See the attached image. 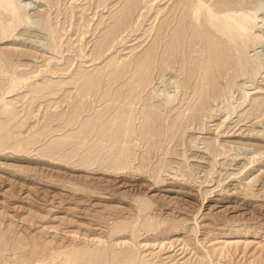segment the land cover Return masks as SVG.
<instances>
[{"label":"rangeland","instance_id":"obj_1","mask_svg":"<svg viewBox=\"0 0 264 264\" xmlns=\"http://www.w3.org/2000/svg\"><path fill=\"white\" fill-rule=\"evenodd\" d=\"M182 1L196 2L133 0L124 28L125 0L22 1L33 10L10 38L0 39V52H21L11 64L23 69L13 72L10 64L0 73V264H264V8L257 24L248 19L251 31L235 36L243 61L233 50L234 67L212 76L217 95L199 96L180 63L162 75L165 67L156 57L149 83L136 88L137 104L124 99L145 52L156 42L157 54L163 51L161 23ZM252 1L234 5L252 9ZM0 15L9 24L10 13ZM30 18L36 25L24 32ZM187 18L189 28L196 19ZM18 35L26 41L14 42ZM121 66L127 70L114 80ZM92 75L101 77L100 84L85 93L79 85ZM12 84L17 89L7 94ZM107 89L123 101L113 102ZM155 93L179 98L172 109L158 107L159 132L148 138V149L141 130L154 110L150 104L159 106ZM123 102L133 106L134 118L129 142L117 144L128 151L114 167L108 155L113 141H103L97 130ZM201 104L186 126L174 130ZM242 182L250 185L244 189ZM248 187L252 195L244 194Z\"/></svg>","mask_w":264,"mask_h":264},{"label":"bare ground","instance_id":"obj_2","mask_svg":"<svg viewBox=\"0 0 264 264\" xmlns=\"http://www.w3.org/2000/svg\"><path fill=\"white\" fill-rule=\"evenodd\" d=\"M23 0H0V10H3L5 12H9L12 16V19H10L9 24L6 23L1 15H0V39H3L7 37L10 38L11 32L20 25V20L23 19V17L26 14H29L32 8V4L22 2ZM156 1V0H155ZM196 2L192 4L187 1L180 2L177 7L175 8L173 12V16L170 19H164L161 23V29L163 30L164 36L166 37L165 44L163 51L158 55L157 54V46L158 43L156 42V47H151L148 52H145L144 59L142 62H139L137 64V68L135 69V72L133 73V79L134 83L129 88L128 93L126 94L125 98L126 100H129L135 104V102L138 98V94L136 93V88L140 84H143V87L147 85V82L149 83L150 76H151V70H153V65L156 57L159 58L161 65L165 67V70L169 69V66H172L176 63H180V72L183 74L184 79L188 80V83L191 82L193 85H195L198 94L206 95L208 93H212L214 96L217 95V91L212 88L213 85L211 83L212 76H223L225 71L231 67H234L233 61H232V54L234 53L233 50L236 52L237 56L241 58L242 55V47H240V42L236 40L235 37L240 32H249L252 30L253 25L248 22L249 20L254 21V24H257V19L260 15L258 11L264 8V4H259L257 1L253 0L252 2L256 4V7L250 9L248 7H244L242 5L235 6L234 4L241 3L243 0H227L232 5H228L226 8H214L210 5H208L207 0H195ZM262 1V0H261ZM34 2V1H33ZM133 0H125V7L124 12H121V19L120 23L128 14H131L133 12L132 9L129 8L130 4H132ZM152 2V1H151ZM263 3V2H262ZM153 4V3H152ZM129 5V6H128ZM203 9V10H202ZM190 12V13H189ZM2 14V13H1ZM5 14V13H4ZM192 20L196 19L195 23H192L189 25V28H187V25L189 23V20L187 17H190ZM264 17V15H263ZM194 18V19H193ZM117 19V18H116ZM13 23H16V26ZM119 23V24H120ZM34 19L30 18L25 26L24 32H27L31 28L35 26ZM124 28V24H120L119 27ZM191 26V27H190ZM119 27L116 28V30L119 29ZM256 28V27H255ZM253 32V31H252ZM116 34V33H115ZM13 35V33H12ZM24 35V34H22ZM22 35H18L17 38L14 40V42H22L26 41L25 38L21 37ZM249 35V34H248ZM242 36V35H238ZM247 36V35H246ZM245 36V37H246ZM244 37V36H243ZM164 38V37H163ZM106 39V38H105ZM228 39V40H227ZM239 39V38H238ZM163 40V39H162ZM244 40V39H243ZM33 41V40H32ZM108 41V40H107ZM246 44V43H245ZM26 45V44H25ZM14 46V45H13ZM162 46V47H163ZM102 51V50H101ZM21 54L18 50H4L0 52V55L3 57L0 60L2 61L1 67H0V73L4 72V69H7L6 65H10L12 63V60L14 57H19ZM237 59V58H236ZM243 61V59L241 58ZM134 61V60H133ZM4 62V63H3ZM248 64V63H247ZM246 64V65H247ZM254 64V63H253ZM12 65V64H11ZM116 65V64H115ZM236 65V64H235ZM118 66V64H117ZM237 66V65H236ZM255 66V64H254ZM6 67V68H4ZM160 67V66H159ZM240 63L238 65V69H241ZM11 69L13 72H18L23 69H20L17 65H12ZM123 70H127L124 66L121 67H115L113 78L114 80H118L121 78ZM171 70H174L172 68ZM244 70V68H243ZM252 70V69H251ZM248 71V70H247ZM254 72V71H253ZM6 73V72H5ZM8 73V72H7ZM38 73V72H37ZM250 74V72H249ZM1 75V74H0ZM5 75V74H4ZM230 75V74H229ZM234 75V74H233ZM236 75V74H235ZM252 75V74H250ZM7 77V76H5ZM32 78V77H31ZM101 78V77H100ZM100 78L98 75H92L89 77L84 83L79 85V88L85 92L89 93L92 92L96 87L100 84ZM152 78V77H151ZM10 79V78H9ZM132 79V77H131ZM171 79V78H170ZM28 80H31L30 78H25L23 81L27 82ZM81 80V79H80ZM16 81V80H15ZM14 81V82H15ZM21 81V79H20ZM22 81V82H23ZM33 81V80H32ZM73 81V80H72ZM176 82V81H175ZM17 83V81H16ZM21 83V82H20ZM34 83V82H33ZM186 83L188 86L189 84ZM15 84V83H14ZM14 84L13 87H14ZM18 84V83H17ZM27 84V83H26ZM46 84V83H45ZM151 84V83H150ZM165 84V83H164ZM170 83H167V85ZM177 84V83H176ZM11 84H9L10 86ZM19 86V85H18ZM149 86V85H148ZM173 86V85H172ZM12 87V86H10ZM21 87V86H20ZM41 87V86H40ZM178 88V86H176ZM191 88V87H190ZM217 88V87H216ZM17 87H14L10 90H7L6 93H13ZM58 89V88H57ZM105 89V87H104ZM188 89V88H187ZM193 89V88H192ZM212 89V91H210ZM35 91V90H34ZM45 91V90H44ZM178 91V90H177ZM194 91V90H193ZM174 92V91H173ZM189 92V91H188ZM222 94V93H221ZM55 95V94H54ZM69 95V94H67ZM112 95L111 91L108 89L106 90V96ZM56 96V95H55ZM195 96V95H194ZM193 96V97H194ZM219 96V95H218ZM248 96V95H247ZM78 97V96H77ZM115 100L113 102L119 101V99H122V96L120 93L115 94L113 96ZM4 98V97H2ZM178 93L165 94V93H155L153 99L154 102L159 101V106L153 105L152 103L150 106L154 110H148L147 115L143 119L142 124V130H141V136L142 139H145L146 142L149 144L148 149L152 147V144L149 143V139L152 135H155L159 130L157 131V109L158 107L164 106L166 110L172 109L178 100ZM199 98V97H198ZM247 98V97H246ZM202 99V98H201ZM245 99V98H244ZM2 100V99H1ZM0 100V102H1ZM98 100V99H97ZM4 101V100H3ZM123 101V99H122ZM125 101V100H124ZM139 101V99H138ZM181 101V100H180ZM208 101V100H206ZM112 102V103H113ZM193 102V101H192ZM197 102V99H196ZM111 103V102H110ZM179 103V102H178ZM191 103V102H190ZM195 103V102H194ZM1 104V103H0ZM57 104V102H56ZM63 104V103H62ZM157 104V103H155ZM4 105V103H3ZM5 105L8 106L6 103ZM121 107L118 108V113L116 116L112 117L108 120V125H106L104 128H98L97 132L101 134L102 140L107 142L108 140L113 141L112 144H114V148H112L109 152V159H110V165L114 167H118L119 165H122V159L120 158V153L122 150H126V148L118 146V143H127L129 142L131 138V126H132V118H134V113L131 107H127L125 103H121ZM139 105V104H138ZM73 106V105H72ZM80 106V105H79ZM78 106V108H79ZM200 106L203 107V105H199L192 114L187 117L186 119H180L178 123L175 125L174 130L177 131V127L180 126L182 122L185 123L189 121V119L195 117V112L199 110ZM208 106V105H206ZM1 108V107H0ZM4 107L2 106V109ZM192 108V107H191ZM1 109V110H2ZM13 109V108H12ZM59 110V108H57ZM116 109V108H115ZM235 109V108H234ZM56 110V109H55ZM107 109L104 110L102 114H99L96 116V120H94L96 123L101 120L105 114L107 113ZM109 110V109H108ZM177 110V109H176ZM189 110V109H188ZM203 110V109H202ZM52 111V110H50ZM160 111V110H158ZM187 111V110H186ZM54 112V111H53ZM57 112V111H55ZM197 113V112H196ZM34 114V113H33ZM38 114V113H37ZM188 114V112H187ZM8 115V114H7ZM107 115V114H106ZM181 115V114H180ZM186 115V113L184 114ZM211 115V114H210ZM70 116V115H69ZM188 116V115H187ZM141 117V116H140ZM164 117V116H163ZM177 117V116H176ZM211 117V116H210ZM3 118V117H2ZM36 118V116H35ZM80 118V117H79ZM94 118V119H95ZM110 118V117H109ZM166 118V117H165ZM180 118V117H179ZM198 118V117H197ZM11 119V118H10ZM15 119V118H14ZM107 119V118H106ZM174 120V119H173ZM165 121V120H164ZM175 121V120H174ZM11 122V121H10ZM9 122V123H10ZM76 122V121H75ZM192 122V121H191ZM140 123V122H139ZM163 123V122H162ZM175 123V122H174ZM174 123H172L174 125ZM90 124V123H89ZM89 124H86L83 126L82 132H85L88 130ZM189 124V123H188ZM192 124V123H191ZM96 125V124H95ZM184 126V125H183ZM14 127V126H13ZM19 127V126H18ZM165 127V126H164ZM137 128V127H136ZM159 128V127H158ZM186 128V127H185ZM133 129V128H132ZM162 129V128H161ZM169 129V128H168ZM173 129V128H172ZM183 129V128H182ZM133 131V130H132ZM165 131V130H164ZM7 132V131H6ZM161 132V131H160ZM96 133V132H95ZM139 133V132H138ZM171 136L175 135L174 131L171 130ZM8 134V133H7ZM18 134V133H17ZM159 134V133H158ZM163 134V132H162ZM165 134V133H164ZM1 136V135H0ZM6 136V135H5ZM134 137V136H133ZM161 137V136H160ZM9 138V137H8ZM34 138V137H33ZM3 139V138H2ZM94 139V138H92ZM100 139V137H99ZM151 139V138H150ZM173 139V138H172ZM27 140V139H26ZM153 140V139H152ZM21 141V140H20ZM161 141V140H160ZM22 142V141H21ZM29 142V141H28ZM74 142V141H73ZM82 142V141H81ZM145 142V143H146ZM24 143V142H22ZM33 143V142H32ZM102 143V142H101ZM134 141H132V144ZM146 143V144H147ZM6 144V143H5ZM98 144V143H97ZM151 144V145H150ZM233 144V143H232ZM78 145V144H77ZM124 145V144H123ZM134 145V144H133ZM160 145V144H159ZM29 146V145H28ZM58 146V145H57ZM126 146V145H125ZM198 146V145H197ZM59 147V146H58ZM78 147V146H77ZM101 147V146H100ZM113 147V146H112ZM16 148V147H15ZM25 148V147H24ZM146 148V147H145ZM155 148V147H154ZM77 149V148H76ZM75 149V150H76ZM104 149V147H103ZM134 149V148H133ZM132 149V150H133ZM137 149V148H136ZM109 150V149H108ZM144 150V149H143ZM154 150V149H153ZM161 150V149H160ZM166 150V149H165ZM128 151V150H126ZM149 151V150H148ZM151 151V150H150ZM154 152V151H153ZM160 152V151H159ZM165 152V151H163ZM162 152V153H163ZM50 153V152H49ZM134 153V152H133ZM145 153V152H144ZM166 153V152H165ZM184 153V152H183ZM52 154V153H51ZM98 154V153H97ZM131 154V153H130ZM129 154V155H130ZM136 154V153H135ZM157 154V153H156ZM185 154V153H184ZM203 154V153H202ZM105 155V154H104ZM159 155V154H158ZM165 155V154H164ZM122 156V155H121ZM133 156V154H132ZM131 156V157H132ZM151 156V155H150ZM161 156V155H160ZM184 156V155H183ZM198 156V155H197ZM239 156V155H238ZM97 157V156H96ZM108 157V156H107ZM147 157V156H146ZM163 157V156H162ZM186 157V156H185ZM194 157V156H193ZM237 157V156H236ZM123 158V157H122ZM129 158V157H128ZM144 158V157H142ZM151 158V157H150ZM197 158V157H196ZM194 158V159H196ZM203 158V157H202ZM108 159V160H109ZM146 159V158H145ZM148 159V158H147ZM188 159V158H187ZM198 159V158H197ZM125 160V159H124ZM144 160V159H143ZM161 160V158H160ZM203 160V159H201ZM205 160V159H204ZM105 161V160H104ZM128 161V160H127ZM126 161V162H127ZM162 161V160H161ZM129 162V161H128ZM124 163V161H123ZM164 163V162H162ZM161 163V164H162ZM128 164V163H127ZM159 164V163H158ZM247 165V164H246ZM158 166V165H157ZM162 166V165H161ZM160 166V167H161ZM245 166V165H244ZM126 167V166H125ZM104 168V167H103ZM106 168V167H105ZM104 168V169H105ZM246 168V167H245ZM107 169V168H106ZM109 169V168H108ZM111 169V168H110ZM125 169V168H124ZM111 171V170H110ZM117 171V170H116ZM121 173V172H120ZM119 175V174H118ZM116 175V176H118ZM175 175V174H174ZM177 175V174H176ZM175 175V176H176ZM261 175V174H260ZM111 176V175H110ZM123 177V176H122ZM180 177V176H179ZM178 177V178H179ZM174 178V177H173ZM133 179V178H132ZM175 179V178H174ZM180 179V178H179ZM183 179V177H182ZM155 180V179H154ZM162 180V179H161ZM177 181V180H176ZM175 181V182H176ZM181 181V180H180ZM183 181V180H182ZM249 181V180H248ZM259 181V180H258ZM244 182V181H243ZM242 186L244 189L245 186H249L248 184H243ZM264 182V181H263ZM178 183V181H177ZM184 183V182H183ZM221 181L219 182V184ZM239 183V182H238ZM253 183V182H252ZM257 183V182H256ZM255 183V184H256ZM185 184V183H184ZM124 185V184H123ZM155 185V184H154ZM239 185H241L239 183ZM263 185V184H262ZM139 186V185H137ZM240 186V187H242ZM252 186V185H251ZM254 186V185H253ZM135 187V186H134ZM171 188V187H170ZM249 188V187H248ZM134 189V188H133ZM137 190V188H135ZM262 189V188H261ZM259 188V190H261ZM144 190V189H142ZM237 190V189H236ZM240 190V189H239ZM133 191V190H132ZM139 191V190H138ZM246 190H243L245 192ZM142 192V191H141ZM242 192V193H243ZM252 192V191H251ZM249 190L245 192L244 194L249 195L252 193ZM257 192V190H256ZM259 192V191H258ZM258 192L256 194H258ZM261 192V191H260ZM168 193V192H167ZM139 194V192L137 193ZM250 195V197H252ZM166 196V195H165ZM244 196V195H243ZM255 196V195H253ZM163 197V196H162ZM173 197V196H172ZM246 197V196H245ZM260 197V196H258ZM263 198V197H262ZM170 201V200H169ZM173 202V201H172ZM176 204V203H175ZM185 204V203H184ZM170 205V204H169ZM180 205V204H179ZM183 205V204H182ZM200 205V204H199ZM237 205V204H236ZM235 205V206H236ZM173 206V205H172ZM239 206V205H238ZM122 207V206H121ZM135 207V206H133ZM165 207V206H164ZM182 207V206H180ZM109 208V207H108ZM148 208V207H147ZM183 208V207H182ZM201 208V207H200ZM199 208V210H200ZM106 209V208H105ZM112 209V208H111ZM136 209V208H135ZM158 209V208H157ZM180 209V208H179ZM114 210V208H113ZM148 210V209H147ZM155 210V209H154ZM177 210V209H176ZM132 211V210H131ZM139 211V210H138ZM153 211V210H152ZM173 211V210H171ZM175 211V210H174ZM178 211V210H177ZM180 211V210H179ZM253 211V210H251ZM128 213V211H126ZM137 212V211H136ZM163 212V211H162ZM167 212V211H166ZM139 213V212H138ZM147 213V212H146ZM172 213V212H171ZM254 213V212H253ZM102 214V213H101ZM126 214V213H125ZM166 214V213H165ZM176 214V213H175ZM187 214V213H186ZM140 215V214H139ZM145 215V214H143ZM152 215V214H151ZM172 215V214H171ZM121 216V215H120ZM174 216V214H173ZM183 216V215H182ZM171 218V217H170ZM109 219V218H108ZM111 219V218H110ZM149 221V220H148ZM147 219L146 222L148 223ZM164 221V220H163ZM123 222V221H121ZM170 222V221H169ZM150 223V222H149ZM175 223V222H174ZM186 223V222H185ZM125 224V223H124ZM181 224V223H180ZM144 225V224H143ZM185 225V224H183ZM210 225V224H208ZM161 226V224H160ZM114 227V226H113ZM140 227V224L139 226ZM184 227V226H183ZM173 229H177L178 225H173ZM154 229V228H153ZM164 229V228H162ZM221 230V229H220ZM126 231V230H125ZM153 231V230H152ZM151 232V231H150ZM162 233V232H161ZM184 233V232H183ZM210 233V232H209ZM212 233V232H211ZM221 235V234H220ZM128 236V235H127ZM217 243H222V239L220 238ZM216 245V244H215ZM107 245H105L106 247ZM214 250V248H213ZM137 260V258H136ZM143 260V259H142ZM140 260V261H142ZM153 261V260H152ZM137 262V261H136ZM157 264V263H156ZM203 264V263H202ZM207 264V263H206Z\"/></svg>","mask_w":264,"mask_h":264}]
</instances>
